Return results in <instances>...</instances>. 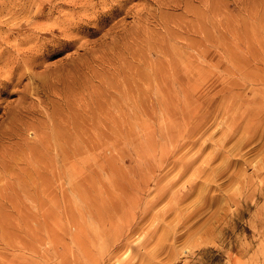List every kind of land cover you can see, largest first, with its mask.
<instances>
[{
	"label": "rangeland",
	"instance_id": "1",
	"mask_svg": "<svg viewBox=\"0 0 264 264\" xmlns=\"http://www.w3.org/2000/svg\"><path fill=\"white\" fill-rule=\"evenodd\" d=\"M0 264H264V0H0Z\"/></svg>",
	"mask_w": 264,
	"mask_h": 264
}]
</instances>
